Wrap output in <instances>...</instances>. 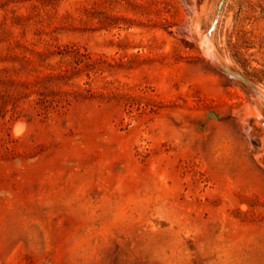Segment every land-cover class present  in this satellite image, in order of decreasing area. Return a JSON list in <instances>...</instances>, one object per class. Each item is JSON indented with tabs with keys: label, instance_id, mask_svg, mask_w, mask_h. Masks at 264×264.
Segmentation results:
<instances>
[{
	"label": "rangeland",
	"instance_id": "obj_1",
	"mask_svg": "<svg viewBox=\"0 0 264 264\" xmlns=\"http://www.w3.org/2000/svg\"><path fill=\"white\" fill-rule=\"evenodd\" d=\"M219 1L0 0V264H264V0L201 45Z\"/></svg>",
	"mask_w": 264,
	"mask_h": 264
},
{
	"label": "bare ground",
	"instance_id": "obj_2",
	"mask_svg": "<svg viewBox=\"0 0 264 264\" xmlns=\"http://www.w3.org/2000/svg\"><path fill=\"white\" fill-rule=\"evenodd\" d=\"M218 2V1H217ZM216 2V3H217ZM216 5V4H215ZM215 9V8H214ZM214 17H217L218 18V14L217 15H215V13L213 14V16H212V18H211V20H210V23H211V21L213 20V18ZM216 18V19H217ZM216 28V25H215V27L213 28V29H215ZM213 31V30H212ZM210 33L208 34L207 32H204L203 33V35H202V38H201V41H200V44L201 45H207L208 44V40H209V37H210ZM211 48V47H210ZM209 48V46H208V48H207V55H210V54H212V53H210L212 50V48L210 49ZM210 53V54H209ZM212 55H214V54H212ZM211 57V56H210ZM216 62V61H215ZM222 63V66L224 65V66H226L227 68H229V69H231V70H237V69H234L229 63H227V62H221ZM220 63V64H221ZM216 65H217V67L219 68V70L223 73V76L226 78V79H228L234 86H236V87H240V88H246L243 84H242V82L239 80V79H236V78H234V77H232V76H230L229 74H227V73H225L223 70H222V68L217 64V62L215 63ZM240 71V70H239ZM238 72V71H237ZM241 74V73H240ZM249 80V79H248ZM250 82H251V80H249ZM251 84H252V82H251ZM252 86L254 87V85L252 84ZM256 86V85H255ZM247 89V88H246ZM256 89H257V86H256ZM255 90V89H254Z\"/></svg>",
	"mask_w": 264,
	"mask_h": 264
},
{
	"label": "water",
	"instance_id": "obj_3",
	"mask_svg": "<svg viewBox=\"0 0 264 264\" xmlns=\"http://www.w3.org/2000/svg\"><path fill=\"white\" fill-rule=\"evenodd\" d=\"M221 6H222V0H220L219 3H218L217 9H216V14L219 13V11H220V9H221ZM216 22H217V19L214 18L213 21H212V23H211V25H210V27H209L208 30H207V33H208V34L213 30V28H214L215 25H216ZM221 68H222V70H223L225 73L229 74L230 76H232V77H234V78H236V79H239L242 83L248 85L250 88L252 87L251 82H250L249 80H247V79H246L242 74H240L239 72H237V71H235V70H231V69L227 68L226 66H222ZM208 114L211 115V116H214V117H215L214 112H209Z\"/></svg>",
	"mask_w": 264,
	"mask_h": 264
}]
</instances>
